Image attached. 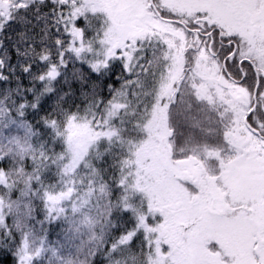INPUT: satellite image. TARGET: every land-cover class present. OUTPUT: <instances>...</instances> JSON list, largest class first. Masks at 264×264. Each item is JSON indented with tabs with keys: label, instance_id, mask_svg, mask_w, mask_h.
<instances>
[{
	"label": "snow or ice",
	"instance_id": "6c2138e0",
	"mask_svg": "<svg viewBox=\"0 0 264 264\" xmlns=\"http://www.w3.org/2000/svg\"><path fill=\"white\" fill-rule=\"evenodd\" d=\"M0 264H264V0H0Z\"/></svg>",
	"mask_w": 264,
	"mask_h": 264
}]
</instances>
